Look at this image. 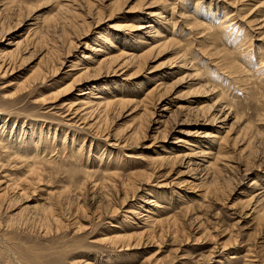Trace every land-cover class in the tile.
<instances>
[{
    "label": "rangeland",
    "instance_id": "rangeland-1",
    "mask_svg": "<svg viewBox=\"0 0 264 264\" xmlns=\"http://www.w3.org/2000/svg\"><path fill=\"white\" fill-rule=\"evenodd\" d=\"M2 1L3 0H0V8ZM22 1H28L31 5L27 10H24L21 15H11L6 11L7 24H5V27L9 29H11L12 27V31L10 30L9 33L3 37V39L2 37L0 38V46L2 45V43L8 41V39L10 40V38L13 39L17 37L16 35L25 34L30 23L35 21L36 18L42 19L43 17H48L54 14L56 1L58 3L61 2L60 0ZM70 1L74 3L72 8H75V10L72 9V13H68L67 16H69V18L65 21L64 25L50 30L49 33L46 34L48 37H45V40L47 41L45 44H43L44 47H54V54L59 55L56 56L58 60H55L57 63V66L55 65L56 71L55 68L51 66L49 68V74H46V78L48 80L45 78L46 81L44 80V82L41 83L42 85L40 83H37L38 86H41V91H47L50 88H54L56 86L63 85V83H67L71 79L67 69L70 68V66L74 62V64H76L74 71H76L81 66V63L87 61V59H83L81 55L83 53L92 54V50H89L90 47H94L96 46V44L98 45V43L101 45H106V43L103 41L104 38H111L112 41L118 43L122 42V45H129V47H136V45L139 44V49H146L147 47H145V44H137L138 40L141 39L140 37H143L144 34H139V32L137 31H131L129 29L130 26L135 25L137 22H145L146 20L141 19L142 17L146 16L145 13L148 10H152L151 8L156 9V7H158V5L154 6L155 8L151 7L148 2L152 4L159 3L160 5H162L165 1V3H167V1L171 2V0ZM199 1L200 8L203 7V9H207L209 0ZM210 1H215V4H217V9H219V11L222 10L221 7L222 5L224 6V1ZM227 1H235L236 4L240 7L241 15H249V18H251V16H254L255 18L264 17V0ZM183 3L190 8H192V6L194 5L193 0H183ZM148 4L150 7H148ZM215 4H210V11L213 10ZM123 7H125V9ZM217 15L220 14L218 13ZM131 22L135 23L133 24ZM190 28L192 29V32L190 33L192 34L190 35L192 38H190L189 36V38L187 40H184V42L191 40L194 44V49H196V47L198 46L200 50H203L202 53L204 52V54H202L201 51L198 52V48L197 50H195V52L197 53L195 58H198L196 64L200 67L202 73L201 77L203 75L206 77L210 76L208 79L209 82L216 90H218L216 92L217 94L215 93L213 96H210V98L206 96L205 88L195 90V88L201 82L200 78L195 80L194 82L182 83L178 88L175 89L177 91L173 95L167 91H160L159 94L158 92L155 93L159 96V98L161 97V99L156 98L157 95H155V93L151 95L152 97L150 96L148 98H144V94L147 89L151 87L159 77H162V75H164V71L167 70L166 67H168V65L173 61L172 57L174 56V53L170 52L171 50H167L165 48L162 50L164 53L157 50L150 51L152 54H146L144 63L142 60V64L140 63V61V65L139 63H136L138 66L136 64H130L127 68L123 67L125 70L123 68L116 69V67L113 66L115 65V63L103 64L100 65L101 68L97 67L95 69H92L88 72V76L90 75L91 77L89 76V78H86L87 80H85L84 82L75 85L74 89L71 92L62 96L56 102L55 106L57 108L55 109H50V107L42 109V106L33 104L31 102L33 100L31 97L23 98V100L16 104L14 107L10 106L2 98L3 91H5V89L11 90L14 83H18L23 79H26L27 77L31 78L33 77L32 75H35L36 72V75H41L39 73H42V71H35V69L37 68L38 63L43 67L42 70L44 69V67H47L46 64L43 65L42 62H39V58L41 57L39 52L43 49L41 50V48L38 49L37 47V50L30 49L28 53H23L22 56H24L25 59L23 57L19 60V62L16 61L14 70L15 72L5 78H0V118H2L0 119V134L2 136L6 135L5 137H7L6 133H13L14 136H23L21 139H25L26 135L31 133L32 131L37 133L40 132L39 136H34L33 139L36 138L35 141H38V143L41 142V144L48 143L45 146L48 149L47 155L44 157L47 159L54 158L57 162L47 165L44 171L45 173L41 172L39 175L40 180H33V182L36 184L39 181L37 185L34 183L30 184V186L33 187L32 188L29 186V191L32 192V194L30 193L32 196L30 200L31 203L38 202V197L45 196L47 191H59L60 189H64L66 187V189L74 187V185H76V181L86 174L85 170L87 168L90 170L89 173H91V180L94 179V181H96L98 184L97 189L101 191L104 190L100 193V195H103L101 196V201L104 199V205L110 203L111 206L114 204V206H116L114 212L109 211V213H112L109 214L110 217H107V215H104L102 213L100 218H98L93 214L94 206L89 205V201L86 200V196L82 195L81 201H84L85 203L84 209L82 208L84 212L78 213L77 216L79 218L77 216V218L75 217L76 221L72 226H65L66 229L60 228L59 231V229L56 230V228L51 224V229H49V232L46 233L45 231L40 232L36 229L18 231L15 234L16 237L14 243H16V245L22 243L26 246V248L29 249H27V251L25 252L20 251L23 257H20L21 254L19 255V253H16L14 251V249L16 250V248H18L16 245H14L13 249L11 248V250L16 258L20 259L19 261L22 264H28V262H30L29 260H33L35 264H71L75 258H80L81 256L87 261H90V263L92 264H107L114 262V259L117 258V255H119L117 259L124 258V262H122V264H153L152 262L155 257L157 258V262L155 264H264V215L259 219L254 217L255 214L252 213V210L246 209V192L248 190V184H250V181L255 177L257 178V175V179L261 181L264 180V162H262L263 164H261V167L259 166L258 169L256 166V164L259 163L257 159L264 160V134L258 138L257 136H255V140L253 135V137L250 139L253 140L250 142L248 147L244 149L245 151L243 150L240 153V149H242L244 145H242L241 142H237L235 145H232V142L230 140V137L237 135V132L239 131L238 129L240 127V120L237 119L233 123L232 120H229L227 122L226 127H228L232 123L231 130H229L228 132L229 136H227V153L233 154V160L235 159L234 161L244 162L245 160H250L249 162H253L256 169L255 171L253 170V172H251L250 174L243 175L244 172H240V170H238L237 168H232L230 171L225 172L227 174L223 173L224 178L221 177L222 175L218 177L219 179H222L220 180V182L219 180H217L218 178H216V182H219L216 186H214L216 183H212L213 185L210 186L207 185L206 182V186L204 181L200 182V180H195L193 181L195 182L193 183L194 185L198 182V184L201 185L198 186V184H196L195 187H193V184H190L188 182L185 184L183 178H187V180L193 179L189 178L188 174L186 176V174L182 175V172L179 173L180 171H182V168L179 164H177V166L174 165L173 167H167L165 169L163 168V170H159L155 168L156 166L153 163V165L151 164V161H149L154 155L165 150H169L171 152H184L182 151V149L186 150V148H184V145H186L184 144L185 141L187 142L194 139L200 140V137L202 138L203 133L209 131L210 124H208L206 121L200 120V116L198 117V120V118H196L197 116H195V112L192 109H188V107L197 106V99L198 103L211 105L218 98L220 91V95H223L222 97L225 98L224 100L232 103V105L235 106L233 111L237 112L239 115H243V118L246 117L248 120L250 119L253 122H256V113L257 108L259 107V105H257V100L262 97L264 91L257 88L251 89L250 87H252V84L250 83L246 85L248 88H244L245 86L241 83H233L231 80L229 81L221 78V71L219 69H214V67H209V69L211 70L207 71V69L205 68L206 66L204 67V63L209 62L210 59H208V61L205 60L206 56L209 54V52L215 51L217 47L219 49L221 47L220 45H222V41L220 43V39L213 40L214 38H212V33H209L210 35H208V37L206 35L207 38H205V40L209 42H206L201 36L193 35L194 32H197V27L193 28V26H190ZM179 29L176 30L177 36L181 35V37H184L189 32L188 29L185 28H183V30ZM238 29V27L233 29L234 32L230 33V36L236 35ZM240 30L243 31L242 28H240ZM247 34L243 35L241 38V48L243 49L242 53L246 51L244 54H251L250 56L254 54L256 55L258 53L256 52V49H264V46L258 45L260 44V42L254 39H252L253 41L250 43V36L249 34ZM208 43H210V45ZM207 44L209 45V47H205L207 46ZM260 46H263V48H259ZM222 48L223 47H221L220 49ZM249 48H251V50L248 51ZM30 52L35 53L31 54ZM117 52L118 51L116 50L114 51V53ZM191 52H194L193 49ZM215 54L217 55L216 57ZM208 56H211V59H216L218 57L222 58L221 54L218 53H214ZM100 57L101 56L97 54L94 59ZM256 57H252V60H254L255 63L254 66L257 65L255 61ZM58 61L60 64L58 63ZM206 65H208V63ZM118 70H121L120 74ZM175 74L176 73L173 72L172 77H174ZM204 82L205 81H202L201 83ZM228 82H230L231 84ZM86 87H94V93H97L99 90L107 92L110 90H119L126 91L131 96H135L139 99L144 98V100L139 101V105L137 107L134 106L133 108L134 104L123 106V108L119 107L109 115L106 122L104 123L105 132L107 131L108 135H113L112 137L115 136L118 139L123 136L128 130L133 129L134 126L136 127L138 124L140 127V134H144L143 136L139 135V147L126 149L112 148L106 142L108 140H105L106 134H104L105 132L103 133L104 128H102V132L100 128V131L98 130V134L90 128L84 127L79 129L76 126L66 125L67 123H65V120H63V118L61 117L62 115L59 116V114L63 113L65 109L62 104L70 100H75L82 89ZM257 87L261 88L260 86ZM260 90L262 91L261 94H259ZM161 93L164 95V97L163 95H161ZM165 93L169 94V96ZM175 95H179L180 98L175 97ZM260 95L261 97H259ZM179 101L182 102L183 104H181L186 106V108L175 109V111L171 115V118L168 119V123H166V125L164 123H161L160 127L158 129L156 128L157 130H155L154 127H156L157 124H155L154 121L156 120V118H159L157 116V112L162 109L161 107L166 104H170L171 108L174 109V103ZM262 113L264 114V112ZM76 119L77 117L74 118V120ZM178 120H184L185 122L183 124L181 123L180 125H177L176 121ZM3 121H5L6 123L5 127H1V123H3ZM80 121H78L77 124H79V127H82L84 123H80ZM174 121L176 123H174ZM261 124L262 126H264V122H262ZM158 130L160 132H156ZM71 138L73 139L72 141ZM42 139L43 141H41ZM108 142L112 143L113 140L111 139ZM43 144L40 147L44 146ZM71 149L72 151H70ZM109 149H112L111 154H105ZM250 151L251 153H249ZM129 152H132V155L137 157L134 159L138 160L139 162L136 161L132 162L133 164H128L129 158L126 157V154ZM246 157L249 158L247 159ZM115 158H117L116 161ZM108 161L112 163L110 169L119 174H122L123 176L126 174V172L137 168L135 165L138 166L139 170L141 171L140 173H142L139 177L145 176V181L148 180L147 184H145L144 186L145 191L150 190V194H155V197H157L154 198L156 202L159 203L162 201H166V203L168 204V208L162 209L153 206L155 211L160 210L156 215H160L161 218H172L174 217L173 215L179 216L178 221L181 223V227H179L180 229L177 230L178 232L176 231L174 233H169L168 231V233H164V235L154 238L157 242L155 246L139 248V250L136 251H129L128 254L123 252H115L113 250L114 248L106 242L103 243L99 241H92L95 239H100L104 233H108L114 230L111 225L120 226L122 224L121 226L124 228L134 227L136 219L132 214L128 213L127 210H132L133 205L135 203L137 204L138 202L141 206L145 207V205H147L143 200H141V197L139 198V196L144 193L142 192V190H139V192L137 193L138 195H136L137 197L135 196L136 198L134 197L132 199H128L125 203H122V201L120 202L118 194L116 193V187H112V189L114 188L115 190L109 189L111 187L108 186L105 187L104 182H106V180L110 178L111 174H109L110 172H102V166L105 162L107 164ZM226 162V164L228 165H235V163L230 160ZM110 163L108 165H110ZM17 167V170L11 171L13 172V174H18L19 171L22 170L19 164H17ZM117 168L121 169L118 171ZM147 176H149L148 179ZM34 177L35 176L31 178ZM164 182H167V184H164L163 186L162 184ZM215 187H217L218 189H214ZM129 194H131V192H129ZM79 196L81 197V195ZM106 197L109 198L107 199ZM105 201H107L106 204ZM108 206L106 205V207ZM106 207L104 209L110 210L109 207ZM142 212L143 214L147 213L146 211ZM84 214L85 216H82ZM194 216H197L196 218L198 220H196L199 221V223L201 222V225L199 227H190L189 222L186 223L188 218ZM77 225L83 226V229L77 231ZM91 225L94 226L92 227ZM87 227L89 229L85 230V228ZM92 228L93 230L90 231V229ZM10 240L12 241V239ZM75 240H78V242H76ZM155 250L159 252L156 253ZM46 252L49 254H47ZM153 253H156L157 256ZM6 254L7 252L4 251V249L0 245V264H11V261H9L10 259L6 257L8 256V254ZM232 256L233 258H230ZM107 258L113 259V261L107 260ZM105 260L108 262L106 263Z\"/></svg>",
    "mask_w": 264,
    "mask_h": 264
},
{
    "label": "bare ground",
    "instance_id": "bare-ground-1",
    "mask_svg": "<svg viewBox=\"0 0 264 264\" xmlns=\"http://www.w3.org/2000/svg\"><path fill=\"white\" fill-rule=\"evenodd\" d=\"M60 1L61 2L59 3L56 1L54 14L48 17H43L42 19L36 18L35 21L30 23L25 34L16 35L17 37L13 39L10 38V40L8 39V41H6L5 43H2V45L0 46V78L2 77L5 78L13 74L15 72L14 71L15 63L16 61L19 62V60L24 57L22 56L23 53H28L30 49L37 50L36 49L37 47L38 49L39 48H41V50L43 49L42 51L39 52L41 56L39 58L40 59L39 62H42L43 65L46 64L47 66L46 68L44 67V69L42 70L43 67L38 63V66L35 69V71L36 70L42 71V73L38 72L41 75H36L37 72L36 73L34 72L35 75H32L33 77L28 78L26 76L27 77L26 79H23L22 81L18 83H14L13 88L11 90L5 89V91H3L2 98L4 99L6 103H8L12 107H14L16 104L21 102L23 98L31 97L33 99L31 102L33 104L42 106L41 107L42 109L48 108V107H50V109H55L57 108L55 106L56 102L62 96L71 92L74 89L75 85L80 84L81 82H84L85 80H87L90 76V75L88 76V72L91 71L92 69L100 67V65H103V64H111V63H115V65L113 66L116 67V69H121L123 67L127 68L130 64H136V63H139V61L141 63L142 60L144 63L146 54L148 53L152 54L150 51L152 50L162 51L164 48L167 50H171L170 52L174 53V56L172 57L173 61L171 64L168 65V67H166L167 70L164 71V75H162V77H159L158 80L151 87L147 89V91L144 94V98L150 97L155 92H158L159 94L160 91H163V92L167 91L173 95L177 91L175 89L178 88L182 83L194 82L195 80L199 78L201 82L202 81H205V82L204 83L200 82L198 86L195 88V90L196 89L199 90L200 88H205L206 96L210 98V96H213L218 90H216L213 87V85L209 82L208 79L210 76L206 77L203 75L201 77L202 73H201L200 67L197 66L196 64L198 58L197 59L195 58L197 54L195 50H197L198 48L199 50L198 52L201 51V53L203 50H200L198 46L196 47V49H194V46H193L194 44L191 40L184 42V40H187L189 36L192 35L190 34L192 32V29L190 28V26L191 27L193 26V28L197 27L199 29V30L197 29V32H194L193 35L201 36L205 40V38H207L208 35H210L209 33H212V38H214L213 40L220 39V43L222 41L221 43L222 45H220L221 47H223L222 49H220L221 47L219 49L217 47L215 51L209 52V54L207 53L208 55L218 53V54H221L222 58L218 57L216 59H211L210 58L211 56L204 55L206 56L205 60L208 61V59H210L209 62H207L209 66L206 65L207 64L206 62L204 63L205 64L204 67L206 66L205 68L207 69V71L211 70L209 69V67H214V69H219L221 71L220 72L222 76L221 78H224L229 81L231 80L233 83L235 82L241 83L245 86L244 88H246L247 87L246 85L250 83L252 84V87H250L251 89L257 88V89H261L264 91V49L260 50L257 48L256 52L258 53L256 54L257 55L256 57L255 54L252 56H250L251 54L249 55L248 53L244 54L246 51L242 53L243 49L241 48V45H242L241 38L243 35H246L247 33L250 36L249 38L250 43L253 41L252 39H254L260 42V44L258 45L264 46V17L255 18L254 16H251V18H249L248 17L249 15H247L249 13L245 14L247 16L241 15L240 7L236 4V2L235 1L229 2L227 0H221V1H224V6L222 5L221 11L217 9V6H216L217 4H215V1L212 2L210 0H209L207 9H203V7L200 8L199 0H193L194 5L192 6V8L187 7L183 3V0H171V2L167 1V3H165L166 2L165 1L163 4L161 3L162 5H160L159 3L152 4L148 2L151 5V7H154L157 5L158 7H156V9L151 8L152 10H148L145 13L146 16L144 17H147V18H144V17L141 18L142 20H146L145 22H137L135 25H131L129 28L131 31H135V32L137 31L139 32V34H144L143 37H140L141 39L138 40L137 44L138 43L145 44V47H147L146 49L144 48L139 49V44L136 45V47H129V45H122L121 44L122 42L118 43V42L112 41L111 38H104L103 41L106 43V45H101L98 43V45L96 44V46L94 47L89 46L90 47L89 50L90 51L92 50V54L83 53L81 55L82 58L87 59V61L84 63H81L80 64L81 66L76 71H74L75 65H76L74 64V62L70 66V68L67 69L69 72L68 74L71 77V79L67 83H63V85L50 88L47 91H41V86H38L37 83L41 84L42 82H44L46 78V74H49L48 72L50 71L49 68L51 66L53 68H55V65L57 66V63L55 60H58L56 56L59 55V54H56V55L54 54V49H53L54 47L53 48L44 47L43 44H45L47 41L45 40L46 39L45 37L47 36L46 34L49 33L50 30H53L57 27H60L61 25H64L65 21L69 18V16H67L68 13L71 12L72 9L75 10V8H72L74 3L71 2L70 0H60ZM149 4H148V7H150ZM210 4H215V7L213 8L212 11H210L211 10ZM30 5L31 4L28 1L26 2L22 0H3L2 1L1 8H0V38L2 37L3 39V37L6 36L10 30L12 31V27L11 29L5 27V24H7L6 13L9 12L11 15H15V14L21 15L22 12L24 10H27ZM123 8L125 9V7ZM217 12L220 15H217L218 14ZM236 27L239 28L236 32V35L230 36V33H233L234 32L233 29H235ZM183 28L188 29L189 32L187 33V35L184 37L183 36L181 37V35L177 36L176 30L177 29L183 30ZM240 28H242L243 31H241ZM190 38L192 37L190 36ZM206 42H209V41H206ZM208 44L210 45V43ZM208 44L205 47H209ZM263 46H260L259 48H263ZM192 49L194 52H191ZM115 50L118 52L114 53ZM249 50H251V48H249L248 51ZM30 53L32 54L33 52H30ZM97 54H99V56L101 57L94 59ZM202 54H204V52ZM216 56L217 55L215 54V57ZM253 56L256 57L255 58V61L257 63L256 66H254L255 63H254V60H252ZM55 71H56V68H55ZM120 71H119V74H120ZM173 72L176 73L174 77H172ZM256 85L260 86L261 88L257 87ZM261 90L259 94L262 93ZM93 91H94V87H86L82 89V91L78 94V97L75 100H70L62 104L65 109L63 113L59 114V116L62 115L61 117L63 118V120H65V123H67L66 124L67 126H76L79 129L84 128V127L90 128L94 130L96 133H98V130L100 131V128L102 132L103 130L102 128H104L103 130V133H104L105 132L104 123L106 122L110 114H112L119 107L123 108V106H126V105L134 104L133 108L134 106L137 107L139 105V101L144 100V98L139 99L135 96H131L126 91L110 90L107 92V91L99 90L97 93H94ZM263 94H262V97L261 95L259 96L261 98H259L258 100L256 99L258 101L257 105H259V107L257 106L258 108H257V113H256V116H257L256 122H253L250 119L248 120L246 117L243 118L242 117L243 115H239L237 112L233 111L235 106H233L232 103L225 101L224 100L225 98L222 97L223 95L222 96L220 95V91H219L218 98L211 105L204 104V103H198V99H197L196 101L197 106H193V107L187 106V107L188 109H192L195 112V116H197L196 118L200 116L201 117L200 120L206 121L208 124H210L209 131L203 133L202 138L200 137V140L194 139V140L187 141V142L185 141L184 144L186 145H184L185 146L184 148H186V150L182 149V151L184 152H178V151L171 152L169 150H165V151H162L161 153H157L156 155H154L149 161H151V164L153 163L156 166L155 168L159 170L161 169L163 170V168L165 169L167 167H173L174 165L177 166V164H179L182 168V171H180L179 173L182 172V175L186 174V176L188 174L189 178L193 179V180H187V178L186 179L183 178V180L185 181V184L187 182L190 184H193L195 183L193 181L200 180V182L204 181L205 185L207 182V185L212 186L213 184L216 183L214 185L216 186L217 183H219L220 180H222L221 178L219 179L218 177L222 175L221 177L224 178L223 173H225L226 171H230L232 168H235V169L237 168L238 170H240V172H244L243 175L250 174L251 172H253V170L255 171L256 169L253 162H249L250 160L248 161L245 160L244 162L234 161L235 159L233 160L234 158L233 154L227 153V149H226V143L228 145L227 136H229L228 132L229 130H231L232 123L235 122V120L239 119L240 120L239 121L240 127L238 129L239 131L237 132L236 136L230 137V140L232 143L230 141L229 142L232 145H235L237 142H241V144L244 145V147L240 149V153H241L246 147H248L250 142L253 140V139L250 140L253 137V135H254V140H255V136H257L258 138L264 134V126H262L261 124L262 122H264V118H263L264 114L262 113L264 112V95ZM155 95L157 94L155 93ZM161 95L163 94L161 93ZM166 95L169 96V94H166ZM157 96L156 98H159V96L158 97ZM175 97L180 98L179 95H175ZM159 99H161V97ZM181 103L182 102L180 101L174 103L173 105L175 107L174 109L171 108L170 104H166L163 107H161L162 109H160V111L157 112V116L159 118H156V120L154 121V123L157 124V126L154 127L155 130H157L160 127L161 123L162 124L164 123L165 125L166 123H168V119L171 118V115L173 114L175 109L186 108V106L182 105L183 103L182 104ZM76 117L77 119L74 120V118ZM229 120H232V123L228 127H226L227 126L226 124ZM78 121H80V123H84L82 127H79V124H77ZM176 122H177V125H180L181 123L183 124L185 121L178 120ZM176 122L174 121V123ZM5 124H6L5 121H3V123H1V127H5ZM139 128L140 127L137 124L136 127L134 126L133 129L128 130L119 139L116 138L115 136L112 137L113 135H108V132L106 131L104 133L106 134L105 140L107 139L109 141L112 139L113 140L112 143H109L108 141L106 142L112 148H116V149L117 148L126 149V148L139 147V135H142V136L144 135L142 133L140 134ZM156 132H160V131L158 130ZM6 134H7V137H5L6 135L2 136L0 134V245L4 249V251L7 252L8 256H6L7 254L5 256L8 257V259H10L9 261H11V264H22L19 261L20 259H17L11 250V248L13 249V246L16 245V243H14L15 237H16L15 234L18 231L27 230V229H36L37 231H40V232L45 231L46 233V232H49V229H51L52 225L56 228V230L59 229V231H60V228H65V226L66 227L72 226L75 223L76 218L78 217L77 216L78 213L84 212L83 209H84L85 203L84 201H81L82 195L86 196V200L89 201V205L94 206L93 214L96 215L98 218H100L102 213L104 215H107V217H110L109 214H112V213H109V211L110 212L115 211L114 210L116 209V206H114L115 204L111 206L110 203L106 204L107 201H105V204L107 206L108 205L111 206V207L108 206L110 210L107 209L108 210L107 211L106 209H104L106 205H104V202H103L104 199L101 201V196L103 195H100V193L104 190L101 191L97 189L98 184L96 181H94V179L91 180V173H89L90 170L87 168L85 170L86 174L83 177H80L76 181L75 183L76 185H74V187L69 188V189H66L67 188L66 187L64 189H60L59 191L57 190L47 191L45 196L38 197L39 199L38 202L31 203L30 200L32 197L31 196L32 192L29 191L30 184L34 183L33 180H40L39 175L41 172L45 171V168L47 167L48 164H54L57 162L54 158L47 159L44 157L47 155L48 149L45 146L48 143L46 144L42 143L44 146L40 147L42 145L41 142L38 143V141H35L36 138L33 139L34 136H39L40 132L37 133V132L32 131L31 133H29L30 135L27 134L26 138L24 137L25 139H21L23 136L22 137H18L17 135L14 136L13 133H6ZM72 138H71V141L73 140ZM41 141H43V139ZM111 150L112 149H109L108 151H106L107 153L105 154H111ZM51 151H54V150H51ZM70 151H72V149ZM249 153H251V151ZM126 157L129 158L128 164L138 161L134 159L137 157L132 155V152L127 153ZM116 160L117 158H115V161ZM228 160L235 163V165L231 166V165L226 164L227 163L226 161ZM257 161L259 162L258 164H256L257 169H258L259 166L261 167V164H263L262 162H264V160L257 159ZM108 162L107 164L106 162L104 163L103 165L104 167L102 166V172H107V173L110 172L109 174H111L110 178H108V180L104 182L105 187L106 186L111 187L109 189H112V187L114 188L116 187V193L118 194V198L120 199V202L122 201V203H125L128 199L134 198L136 195H138L137 193L139 192V190H142V192H144L143 193L144 195L143 194L140 195L139 198L141 197V200H143L147 205H145L144 207V206H141L138 202L137 204L135 203L133 205L132 210L130 209L127 210V212L132 214L134 218L136 219V222L135 223L133 222L135 224L134 227L131 226L132 228H127V227L124 228L121 226L122 224L120 226L111 225L114 228V230L110 231L109 229L110 232L104 233L100 239L92 240L93 242H98V241L103 242V243L106 242L111 247L114 248L113 250L115 252H123V253L128 254L129 251H136V250H139V248L155 246L157 244L156 240L154 239L155 237H160L164 235V233H168V231L169 233L170 232L174 233L178 229H180L179 227H181V223L178 221L179 216L173 215L174 217L170 216L172 218H169V217L161 218L160 215H156L158 214L157 212H159L160 210L155 211L153 206L156 208L162 209V208H168V204L166 203V201H162L159 203L156 202L154 199V198H157L155 197V194L154 195L152 193L150 194L149 192L150 190L145 191L144 186L145 184H147L148 180L145 181V178H146L145 176H144L145 178L139 177L142 173H140L141 171L139 170L137 165H135L137 168L126 172V174L123 176L122 174L112 171V169H110L112 163L109 162L110 165H108L109 164ZM17 164H19L22 170L19 171L18 174L17 173L13 174V172L11 171L17 170L18 168ZM120 169H118V171ZM33 176L35 177L31 178ZM148 177L149 176H147V179ZM216 178H218L217 180H219V182L218 181L216 182ZM257 178H258V175H257ZM257 178L255 177L254 179L250 181V184H248V190L246 192L247 193L246 194V197H247L246 198V202H247L246 209L252 210V213L255 214L254 217L260 219L264 215V180L261 181ZM164 184H167V182L166 183L164 182L162 185L164 186ZM195 185L193 184V187H195ZM200 185L201 184H198V186ZM214 189H218V188L215 187ZM82 190H83V193H82ZM129 192H131V194H129ZM79 195H81V197ZM103 205H104V208H103ZM142 211H146L147 213L143 214ZM82 216H85V214ZM196 217L197 216L188 218L186 223L189 222L190 227H199L201 225V222L199 223ZM88 227L85 228V230L89 229ZM76 229L77 231H80L83 229V226L77 225ZM91 230H93V228L90 229V231ZM10 239H12V241ZM75 241L78 242V240H75ZM16 246L18 248H16V250L14 249V251L16 253H19V255L21 254L20 251L25 252L27 251V249H29V248H26V246L22 243ZM158 252L159 251H156V253ZM156 253H153V254L156 255ZM118 256L119 255H117V258ZM20 257H23L22 254L20 255ZM117 258H115L114 259L115 261L112 263H107L108 261L106 260L105 261L107 264H120V263L122 264V262H124V258L123 259L122 258L117 259ZM230 258H233V256ZM107 260L113 261V259H108V258ZM29 261L30 262H28V264H35L33 260H29ZM156 262H157V258L155 257L152 263L155 264ZM71 264H92V263L82 258L81 256L80 258H75Z\"/></svg>",
    "mask_w": 264,
    "mask_h": 264
}]
</instances>
